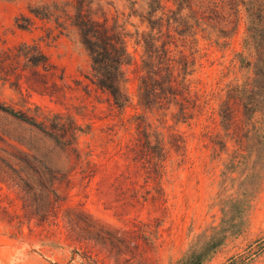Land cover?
Segmentation results:
<instances>
[{"label":"rangeland","instance_id":"rangeland-1","mask_svg":"<svg viewBox=\"0 0 264 264\" xmlns=\"http://www.w3.org/2000/svg\"><path fill=\"white\" fill-rule=\"evenodd\" d=\"M52 1L0 0V51L37 45L64 75L65 96L28 92L26 79L19 91L0 74V103L70 114L85 130L78 145L91 151L96 172L88 179L84 167L70 172L73 159L60 145L0 109V264H178L194 252H206L200 264H264V21L248 41L250 17L240 5L232 23L171 46L195 58L187 83L198 106L185 120L176 106L138 103L136 32L150 29L141 17L146 0L86 6L126 34L133 60L123 110L89 79L77 32L29 11ZM229 14L226 4L221 16ZM48 196L60 197L52 210Z\"/></svg>","mask_w":264,"mask_h":264},{"label":"trees","instance_id":"trees-1","mask_svg":"<svg viewBox=\"0 0 264 264\" xmlns=\"http://www.w3.org/2000/svg\"><path fill=\"white\" fill-rule=\"evenodd\" d=\"M89 2L90 0H53L30 6L29 11L37 18L54 21L61 32H77L91 59L89 79L99 89L107 92L113 104L123 110L131 102L125 66L130 65L133 60L127 49L126 34L120 26L93 19L86 9ZM168 2H172L176 8L167 6ZM136 3L137 1L131 2L132 14L137 12L134 8ZM146 4L147 11L141 17L150 29L136 32V44L143 48L138 103L147 110H168L176 106L178 111L175 114L188 120L192 118V109L198 106V98L192 94L187 83V76L195 71V58L190 60L181 50L178 56L173 53L171 46L178 47L179 42L184 43L185 39L195 36L200 30L232 23L231 16L239 11L236 9L240 5L250 17L247 39L252 41L262 28L264 0H146ZM226 4L231 7L233 14L224 17L225 15H221ZM219 31L225 32L222 28ZM0 74L2 79L11 81L19 91L23 89L22 80L26 79L28 92L46 94L57 100L65 96L64 85L60 84L64 82V75L58 73L57 66L35 44L24 42L1 50ZM0 109L39 128L60 145L73 159L70 172L76 166H81L85 169V178L93 177L96 168L89 158L92 153L78 145L79 136L85 130L70 114L46 111L36 104L34 108L16 110L0 103ZM134 119L140 128L143 115H136ZM56 180L58 179L52 180V186ZM25 185H28L27 181ZM48 197V207L52 210L59 203L60 197L56 200ZM205 253L194 252L178 264H200Z\"/></svg>","mask_w":264,"mask_h":264}]
</instances>
